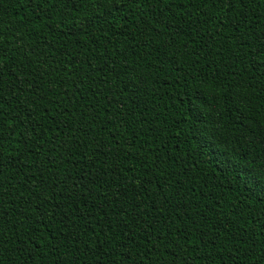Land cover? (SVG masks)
Segmentation results:
<instances>
[{
  "label": "trees",
  "instance_id": "16d2710c",
  "mask_svg": "<svg viewBox=\"0 0 264 264\" xmlns=\"http://www.w3.org/2000/svg\"><path fill=\"white\" fill-rule=\"evenodd\" d=\"M0 264H264V0H0Z\"/></svg>",
  "mask_w": 264,
  "mask_h": 264
},
{
  "label": "snow or ice",
  "instance_id": "6c2138e0",
  "mask_svg": "<svg viewBox=\"0 0 264 264\" xmlns=\"http://www.w3.org/2000/svg\"><path fill=\"white\" fill-rule=\"evenodd\" d=\"M110 2H112V0H110Z\"/></svg>",
  "mask_w": 264,
  "mask_h": 264
}]
</instances>
